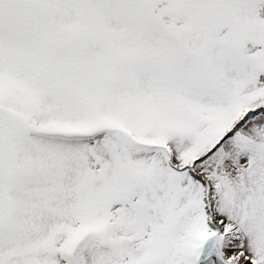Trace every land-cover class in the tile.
I'll use <instances>...</instances> for the list:
<instances>
[{"label": "snow or ice", "instance_id": "obj_1", "mask_svg": "<svg viewBox=\"0 0 264 264\" xmlns=\"http://www.w3.org/2000/svg\"><path fill=\"white\" fill-rule=\"evenodd\" d=\"M0 264H264V0H0Z\"/></svg>", "mask_w": 264, "mask_h": 264}]
</instances>
